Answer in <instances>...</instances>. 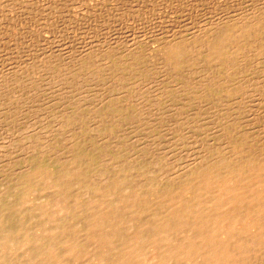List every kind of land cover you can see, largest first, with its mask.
<instances>
[{"label": "bare ground", "instance_id": "bare-ground-1", "mask_svg": "<svg viewBox=\"0 0 264 264\" xmlns=\"http://www.w3.org/2000/svg\"><path fill=\"white\" fill-rule=\"evenodd\" d=\"M224 20L221 18L206 32L198 33L193 29L191 31L194 32L191 34L178 35L179 32L177 35H170L155 55H149L151 61L158 63L154 72L150 68H155L152 63L149 68L143 63V60L145 63L149 61L145 56L142 58L141 53L127 54L129 57L123 65H120L122 60L117 65L121 70L123 68L124 72L123 70L122 72L125 75H117L118 71L116 72L115 68L112 70L114 79L118 82L115 86H118L119 91L113 96L112 90L115 88L112 87L110 91L112 99L109 97L110 94L108 95L110 99L100 98L101 103L98 102L102 106L101 109L99 105H97L98 110L97 108L91 110L90 107H88L90 110L85 109V100L82 104L80 99L77 100V95L74 97L75 92L73 96L71 95L75 101L69 100L71 96L66 90L69 81L79 78L81 72L91 70L92 67H89L93 56L91 52L83 56L85 62L82 61L79 53L81 60L72 66L76 77H69L70 79L67 78L60 84L63 77L60 76L57 79L53 73L52 77L57 79H55L56 84L57 82V85L63 84L57 87H62L64 94L68 93L70 98L61 91L53 93L54 90L52 93L49 92L50 95L48 93L37 98L36 95L39 93L36 91L37 85L30 87L34 103L35 100L37 103L34 104L31 101L30 104L33 106L28 113L35 115L34 117L38 115L40 118L41 112L51 110L57 118L49 123L44 122L43 128L45 130L48 127L55 128L54 125L58 124L60 129L63 127L71 133L65 132L71 137L64 136L65 140H62L63 147L69 150L66 153L59 151V154L54 155L55 136L53 139L49 138V133L48 137L47 133L43 134V131H40L42 128L38 129L37 126L40 135L46 134V137L50 139V141L45 139L49 141L45 142L48 149L43 147L39 150L38 148L36 152L34 151L35 153L32 151L33 156L27 155L28 152L24 153L25 150L30 149L34 142L29 141L30 143H27L29 148L25 149V147L24 152L22 150L27 158H20L23 161L21 160V164L18 168L16 167L17 170L14 173L13 167L12 170L10 169L15 174L13 177L8 172V177L11 178L6 179L10 184L7 185L4 175L0 174L1 177L3 176L0 178L6 182L3 185L7 187L4 190H2L3 186L0 187L2 190L0 191V264L264 263V131L260 130L263 138L249 131V129L256 130L254 126L259 124L250 112L264 110V15H253L241 20L239 18L234 21L229 20V22ZM16 34L19 35V32L14 33ZM46 39H44L45 43L48 42ZM106 49L103 50L104 53ZM87 51L89 52V49ZM97 54L99 55L98 51ZM120 55L117 57L119 58ZM96 56L93 57L96 58ZM106 59L110 61L111 58ZM52 65L57 66L58 62L56 64L50 58L32 64L46 73H50L51 70L55 72L53 69L56 67L52 69ZM91 66L95 67V65ZM28 71L31 73L30 70ZM65 73L67 72L64 71ZM108 73L111 74L110 71ZM98 74L97 78H101ZM154 74L159 77L156 81L159 89L156 96L151 97L148 96V86L152 84ZM90 75L92 76L93 73ZM16 77L17 87L14 85L16 81L10 82L15 87L12 90L21 85L22 79L19 76ZM108 77L107 74V81H110L111 77L110 80ZM29 81L30 84L35 82L31 78ZM86 81L85 84L88 83ZM111 81L110 85L114 84ZM79 83L81 86L80 79ZM103 83L105 82L102 80L100 84ZM101 85L97 87H105L104 84ZM51 86L53 85H49ZM54 86L56 87L55 84ZM89 87H93V84ZM75 88L73 86V89ZM80 89L77 90V94L86 90V88L84 91ZM43 91L47 90L43 89ZM92 99L88 102H92ZM86 102L88 106L89 103ZM21 103L23 104V101ZM91 104L90 106H95V103ZM25 106L24 108H27V105ZM9 113L5 118L4 115L1 116L3 119L9 118ZM200 114L207 122L194 127L198 123L195 122V118H199L198 121L202 120ZM16 117L21 116L16 115ZM168 117L179 119L175 122L176 124L179 121L181 123L182 120L185 122L187 119L189 124L186 123L184 128L189 131L191 129L207 131L211 128L217 130L219 134L216 133V139L223 140L226 145L212 148L210 152L207 150V156L204 155L195 161L191 160L192 162L185 157L188 160L185 161L189 164L186 166L184 163L185 167L180 169L178 165L177 170L174 171L169 170L166 166L169 164L165 165L163 161L155 162V165L148 161L146 164H138L142 159L140 162L136 160L138 162L136 165L122 161L123 156L119 153L122 151L117 148L124 140L126 145L129 142L132 145L135 143H133L134 139L140 144L149 137V141L154 139H152L154 144L165 143L169 137L171 139L166 128L176 127L173 120L171 125L168 124L170 122L166 124L170 121ZM10 118H13L12 112ZM44 118L46 117L40 119ZM193 119L195 120L190 121ZM249 120H251L250 123ZM192 122L195 124L191 125ZM40 123L42 126L43 121ZM172 130L171 132H174ZM181 130L180 132L183 131ZM46 131L50 132V130ZM193 133L192 135L195 134ZM141 135H144V138H141ZM152 135L154 137L151 138ZM183 135L185 138L187 133ZM36 136V138L40 137ZM157 136L160 139L155 142ZM21 139L23 141L24 137L21 136L19 140ZM38 140L41 139H37V142ZM176 140L180 141L175 138ZM40 142L37 144H44ZM184 143L187 145V142ZM131 145L128 147L130 148ZM167 145L169 147V143ZM197 145L200 146L199 143ZM207 145L205 147H208ZM21 147L23 145L16 146V149L19 150L18 148ZM192 147L193 151L197 149ZM200 147L198 152H201ZM35 148H37L36 145ZM16 149L13 147L12 151H9L13 154ZM188 151L191 152V150ZM161 152L159 151L160 155L164 154L163 151ZM132 153L135 154L134 151ZM183 154L184 152L181 155ZM18 155L17 159L20 160ZM182 156L183 159L184 156ZM2 158L1 160L5 161L9 157ZM131 159L132 157L128 160L131 161ZM14 160L16 161V158ZM18 160L16 162L19 164ZM6 164L4 165L7 166ZM3 168L4 166L0 167V169Z\"/></svg>", "mask_w": 264, "mask_h": 264}, {"label": "rangeland", "instance_id": "rangeland-1", "mask_svg": "<svg viewBox=\"0 0 264 264\" xmlns=\"http://www.w3.org/2000/svg\"><path fill=\"white\" fill-rule=\"evenodd\" d=\"M253 15H264V0H0V117H1L0 118V151H3V152H0V161H1L0 165L2 164L1 166L2 167L4 166L3 169H0V172L6 173V174H3V173H0V174L4 175V179L6 182L8 180H10V178L15 175L13 173L17 170L18 166L23 161L22 159H26L27 157H25V156H27V155H30V156L32 154L34 155V153L36 152V150L38 148H39V150L43 149V147L46 148L47 146H45V145H46V143H48L50 141L49 138H51V137H52L51 139H53L54 136H55L54 138H56L55 141L53 140L55 143V146H56V148H54L56 150V152H53L54 155L59 154V151H60V153H63V152L66 153V151L69 150L66 147L65 148L63 147V144H64L63 141L65 140V137L70 138L71 135H67V133L68 134H71V133H69L63 127L61 128L62 129L61 130L59 128L58 124H57V126L54 125L55 128L54 127H51V128L48 127L46 129L48 131L50 130V132H47L45 130V128H43L45 123H49V122L53 121L55 118H57L51 110H48L47 112L44 111V112L40 113V118L46 117L44 119L38 118V115H36V117H34L35 115L28 113L31 109L30 107L33 106L30 104L31 101H33V103H34V100H33L34 98H32L33 97L32 92L30 91L31 90L30 87L32 85H37L36 87H38L36 89V91L39 92L36 95V96H38L37 98H40V97L44 96L45 94L47 95L49 92L52 93L53 92L52 90H54L53 93H56V92L58 93L59 91H61L64 94L65 92L62 91V87H59V88L57 87V86H63V84L57 85L58 82L56 84V80L60 76H62L63 78H61L62 80H60V84H61V81L63 82L67 78L70 79V78L76 77L72 66H74L75 64H78L76 62L80 61L81 57H82V61L85 62V60L83 59V56L89 55L91 52V54L93 56L97 55L96 58L92 56L91 64L89 65L90 68L92 67L91 70L88 71L89 73L88 72H84V73L81 72L79 75V78H77L76 80L72 79L71 81H69L68 86L69 85H72V86H69V87L67 86L66 90L70 96L71 95L73 96L74 92H75L74 97L77 95L76 96L77 100L80 99L82 104H83V101L85 100L84 101L85 109L86 108L89 109L88 107H90L91 110L94 108L95 109L97 108L96 110H98L99 107L97 105H99V102L101 103L100 98L107 99L110 97L112 99L113 96L115 94H117V92L119 91V88H117L118 86L117 87L115 86V83L117 84L118 82L114 79L112 70L115 68L114 70L116 72L118 71L117 75L121 74L124 76L125 74H123V72H124L123 68H122V70H123V72H122L121 68L117 65H119V63H121V60H122V63L120 65H123V63L128 59V57H129L128 55H130L131 53H138V54L141 53L142 58L145 56V58L149 61V63H145L144 60L142 59L143 63L146 66H148V68H149L150 64L152 63L155 68H153V67H150V68H151L152 72H154L158 66L157 65L158 63H156L155 61H151V56H149V55H155L160 50L161 44L164 41H166L170 35H177V33H179V32L180 33L178 35H183V34L185 35L188 33L191 34L194 31L198 32V33L202 32V31L206 32L214 26L215 22H219L221 18L225 19L224 22H229V20L234 21L238 18H239V20H241V19H244V17L249 18L250 16H253ZM171 29H172V31H171ZM193 29H194V31H191ZM20 31H22L23 33ZM181 31H182V33H181ZM15 32L16 33L19 32V35H17V34L14 35ZM183 32H185V33H183ZM36 38L39 40V42ZM43 38L44 39L47 38L46 41H48V42L45 43ZM42 40L44 42H42ZM40 42H42V43L40 44ZM43 43H45V44L43 45ZM113 44H115V45H113ZM45 45H46V47H45ZM107 45H109V46L107 47ZM106 47L110 51H108V49H106ZM87 48L89 49V52L87 51L88 50ZM90 49H91V51H90ZM105 49H106V53H104ZM83 50L84 51L86 50L87 53H86V51H85V53H83L84 52ZM81 51H82V53H81ZM97 51H98L100 56L103 55L104 57H102V58L98 57L99 55L97 54ZM79 53L81 54V57H80ZM100 53H102V54H100ZM110 53H112V54H110ZM114 53H116V55H114ZM120 53H121V55H120ZM122 54H123V56H122ZM110 55L114 56V57H108ZM118 55H120L119 58L117 57ZM97 57L99 58V60L102 64L99 62ZM46 58L52 59L53 61L56 62V64L58 62L57 66H55V65L51 66L52 69L54 68V66L56 67L53 69V70H55V72H52V70H51L50 73H46V72H43L41 68L32 66L33 63L38 62V61H43ZM104 58L105 59L111 58V59H110V61H107V59L104 60ZM119 60H120V62H119ZM104 61H106V62H104ZM109 62H110V64H108ZM115 62H116V64H115ZM46 63H48V62H46ZM94 63H96V64H94ZM61 65H62L63 69L61 68ZM91 65H95V67L91 66ZM101 65H103V67ZM104 65H106V66H104ZM113 65H114V67H113ZM98 66H100V67H98ZM64 68H66L67 70ZM98 68H100V69H98ZM107 68H110V69H107ZM142 69H145V68H142ZM28 70H30L31 73H29ZM68 70H70V71H68ZM93 70H94V72H93ZM101 70H103L104 72ZM106 70L108 72L110 71L111 74L108 72L105 73ZM64 71H66L67 73L64 74ZM70 72H72V73H70ZM98 72H99V74H98ZM53 73H54L55 77L57 76V79L52 77ZM60 73H61V75H60ZM85 73H88V74L85 75ZM92 73L94 76L90 75ZM66 74H68V75H66ZM97 74H98V77L100 76L101 78H97ZM107 74L109 76L108 80H110V77H111L112 81L111 80L110 81L114 82V84L112 83L110 85V83H109L110 81H107ZM8 75H10L11 77L10 76L8 77ZM28 75H29V77H28ZM50 75H51V77H50ZM102 75H103V77H102ZM16 76H19L22 79L21 85L17 89L12 90L13 88L17 87L16 83H17L18 79ZM88 77L90 78V80ZM30 78L32 80H34L36 82V84H34L35 82L30 84V81H29ZM50 78H52L54 80H52ZM5 79H6V81H5ZM48 79H50L51 81ZM79 79H80L81 84H82L81 86L79 85L80 84ZM83 79H84V81H83ZM158 79H159L158 75L154 74V77L152 79L153 82L150 86H148V94H149L148 96H151V97L156 96V93L158 92V89H159L158 88V82H156ZM7 80H8V82H7ZM102 80L105 83L107 82L106 86H105V83H103L104 85L102 84L103 86H105L104 87V88H106L105 90L103 87H102L103 89L101 87H99V88L97 87L98 85L99 86L101 85L100 83H102ZM45 81H47V82H45ZM72 81L74 83L71 84ZM85 81H86V83L87 82L88 83L85 84ZM90 81H92V82H90ZM97 81H98V85H96ZM10 82H12V83L15 82L14 85H16V86L13 87L14 85ZM48 82H50V84ZM75 82H77L78 84ZM46 83H47V85H45ZM53 83L56 85V87L54 86ZM94 83H95V85H94ZM6 84H8V85H6ZM48 84L53 85V86H51L52 89H51V87H49ZM76 84L78 86H80L81 89H83V91L86 88L85 91L89 94H87L85 91L82 93L79 92L77 94V92L79 91L78 89H80V87H78ZM92 84H93V87H89ZM108 84L111 87L108 86ZM42 85H45V86L43 87ZM8 86H9V88H11V87L12 88L9 90ZM73 86H74V88H75V86H77L78 88L76 87L75 89H73ZM107 87H109V88H107ZM112 87L115 89H113ZM42 88L44 90L46 89L47 91L46 92L43 91ZM69 88L71 90H69ZM81 89H80V91H82ZM111 89L116 91L115 92L112 90L113 96H111L112 95L110 92ZM92 92H94V93H92ZM113 92H115V93H113ZM51 93H49V95ZM68 93H66L67 95L66 94H64V95L67 96L68 98H70ZM103 93L106 96L103 95ZM90 94L92 96H94V98ZM108 95H109V97H108ZM27 96H29V97H27ZM72 96L69 100L73 99L75 101V98H72ZM96 96H98V97H96ZM20 97L21 98L23 97V99H19ZM78 97H80V98H78ZM30 98H32V99H30ZM81 98H82V100H81ZM87 98H89V100ZM91 99H92V102H88V101H91ZM109 99H108V101H109ZM12 100L14 101V103H12L13 102ZM18 101H19V103H18ZM22 101H23V104L21 103ZM85 102L87 104L89 103L88 106H86ZM93 102L95 103V106L94 105L90 106V103L94 104ZM26 103H28V104H26ZM35 103H37L36 100H35ZM22 105H24V106H22ZM25 105H27V108H24V107H26ZM20 106H22V107H20ZM99 106L101 109L102 108L101 104ZM10 107H12L11 110H8V109H10ZM18 107L20 108L19 110H18ZM22 108H24V109H22ZM13 110L17 116H21V117H19V118L16 117V115H14L15 113L13 112ZM9 111L12 112L13 118H10L11 112L9 113ZM1 112L2 113L5 112V113L1 114ZM93 112H95V111H93ZM198 112L201 113L202 111H198ZM8 113H9V115H8L9 118L3 119V117L4 118L7 117ZM250 113L255 117V119L257 121H259V124L254 126V128L256 127V130L255 129L254 130L249 129V131L252 132V134H255V136H257L259 134L260 136L259 135L258 136L263 138V133H261L260 130L262 132L264 131V129L262 128V127H264V124H263L264 123V110L260 109L257 111H251ZM1 115H4V116L2 117ZM166 115H168V112ZM28 117H31V118H28ZM203 117L204 116H202V115L200 116V118L204 121H202L200 119L202 121L201 122V121H198L199 118H195L196 120L193 119L190 121L195 120V122L197 121L198 123L195 124L194 122H192L190 124L191 125L195 124L194 127L198 126L199 124H201V125L206 124L207 121H205L206 119H205V117L204 118ZM15 119H17L18 121ZM39 120H40V122L43 121L42 126L40 125L41 124L40 122H37ZM168 120H170V121H167L166 124L168 122H170L168 124L171 125V123L174 122V125L176 128H174V127L172 128L171 126H170V128H172L173 130L170 128L169 129L166 128L167 132L169 133V135L171 136V139H172L171 140L169 137V140L168 139L165 140L166 146H165L164 142H162L161 144H159V143L154 144V141H153L154 139L152 138V137H154L153 135L151 136V138L153 140L151 139V141H149L150 140V137H149L146 139L147 141L146 140H143L144 142L141 141L142 142L141 144H143V145H141L139 141L138 142L135 141V139L133 141V143L135 142L134 144L131 145L129 142L126 145V142L124 140L123 142L120 143L121 145L117 148V149H119V151H122V152H119V153H121V156H123V158L121 157L122 161H124L126 164L129 163L130 165L131 164L136 165V162L137 161L140 162L141 159H142L141 163L137 162L140 165L146 164L147 161H148V163H150L152 165H155L154 164L155 162L163 161V162H165V165L169 164V165H166V166H168L169 170L174 171V170H177L178 165H179L178 169L185 167L184 165L187 166V164H189V163L186 162L185 160L189 159L190 162L195 161L197 159L204 157V155L207 156L208 152L213 150L212 148L221 147V146L224 147L226 145L223 143V140L220 141L219 139H216L217 138L216 135L219 134L217 130L215 131L214 129L211 128V129H208L209 131L208 130L207 131L206 130H199V129L198 130L191 129V131H189V130L184 128V126L187 125L186 123H188L187 119L185 120V122H184V120H182L181 123L179 121V122H177V124L175 122L179 119H172V117H170ZM16 121H17V123H16ZM250 122H251V120H249V123ZM9 124H11V125H9ZM13 124H14V126H12ZM180 125H181V127H180ZM10 126H12V127H10ZM37 126H38V129L42 128L40 131L41 132L43 131V134L47 133V136L49 137V135H50V137L47 138L46 134H45V136L43 134H42L43 136L40 135L41 133L38 131ZM172 126H173V124H172ZM129 129L131 130L130 127H129ZM20 130H21V132H20ZM51 130H52V135H51ZM59 130L62 131L61 133H63V132L64 133L61 135V133H58V132H60ZM171 130L174 132H171ZM180 130L184 134L187 133V135L185 137L186 139L184 138L185 135H183V133L180 132ZM210 130H211V132L213 130L212 133H214L215 136H214V134H212L210 132ZM160 131L163 132V130H159V132ZM196 131H198V132H196ZM65 132H67V133H65ZM200 132H202V133H200ZM253 132H255V133H253ZM48 133H49V135H48ZM55 133H56V135H54ZM192 133L194 135H192ZM206 133L208 134V136ZM172 134H174V136H172ZM36 135H38L40 137L36 138L37 137ZM59 135L61 137H59ZM131 135H134V134H131ZM137 135L140 137L139 134H137ZM201 135L204 136L205 138L203 137V139H202ZM21 136H22V138L24 137L23 141H22V139L19 140L21 138ZM25 136H28V137H25ZM41 136H42V138L43 137L44 138L42 139ZM143 136L141 138H144ZM190 136H192V137H190ZM196 136H197V138H196ZM129 137L130 136L128 135V138ZM179 137H180V139H179ZM28 138H29V140H28ZM34 138H36V139H34ZM46 138L49 141H45ZM175 138L180 140L181 142L180 141L177 142V140L175 141ZM187 138H189V139H187ZM208 138H210V139H208ZM37 139H41V140H38L39 144L41 143L40 141L44 142V144L43 143L41 145L37 144L38 143ZM155 139H156L155 142L156 141L158 142L159 141L158 139H160V138L157 136V137H155ZM193 139H194V141H191ZM12 140H15V141L13 142ZM25 140H28V141L26 142ZM31 140H33L34 142ZM58 140H59V142H58ZM185 140H189V141H185ZM29 141L33 142V145L30 146V149H27V148H29V146H27L30 143ZM66 141H67V139H66ZM66 141H65V143H66ZM148 141H149V143H148V145H146ZM169 141H173V142H169ZM199 141L203 144H201ZM184 142H187V145ZM191 142H194V143L196 142V143L194 145V143L192 144ZM15 143H17V145H16L17 147H20V145L21 146L23 145V147L18 148L19 150H17ZM25 143H26V146H24ZM60 143L62 145H60ZM168 143H169V147L167 145ZM197 143H199V145L201 147L202 146H204V147L201 148L200 146L197 145ZM10 144H12L11 145L12 147L10 146ZM34 144L37 146V148H35ZM176 144H177L178 148H180L179 151L177 150L178 148H177ZM204 144L205 145L208 144L207 145L208 147H205ZM128 145H131L130 148L128 147ZM182 145L183 146L185 145V147H183ZM196 145L198 147H200V150H201V152L199 151L200 153L197 151V150H199V148L196 147ZM7 146L10 149H8ZM59 146H62L63 148L61 149V147H59ZM159 146H163V148L162 147L159 148ZM186 146H187V148H186ZM188 146H190L192 149L190 147L188 148ZM192 146H194V148H197V149H195L196 152L193 151ZM13 147H14V149H16V150H14L16 152L11 154L10 152L12 151ZM24 148L27 149V150H25V152H24ZM156 148H157V150H156ZM4 149L6 150L5 152L11 156L6 154L4 152ZM46 149H48V148H46ZM54 149H51V150L55 151ZM125 149H126V151H125ZM131 149L134 151L135 154L132 153L133 151ZM9 150H11V151H9ZM22 150L24 153H26V151H27L29 154L26 153L27 155L25 154V156H24V153H22ZM158 150L160 152L163 151L164 154L160 155L162 152L159 153ZM188 150H191V152ZM207 150H208V152H207ZM32 151L33 152L35 151V152L33 153ZM165 151H167V152H165ZM174 151H176V152H174ZM181 151L184 152V154H183L184 157L181 155L182 154ZM187 151L190 153V155H187V154H189ZM192 151H193V153H192ZM186 152H187V154H186ZM1 153L2 154L4 153V154L2 155ZM53 153H51V155ZM154 153H156V154H154ZM18 154H20V155H18ZM157 154H159L158 155L159 158H161L162 156L165 158L166 156H168L170 154V156H168L170 158L166 157L164 160V158L162 157L161 159H159L157 157ZM177 154H178V156H177ZM7 155L9 158L7 157ZM17 155H18L19 159L20 158H22V159L18 160ZM171 155H173V156L171 157ZM185 155H187V156H185ZM1 156L4 157V159L8 158L7 159L8 161L7 160H5V161L1 160V158H2ZM22 156H24V157H22ZM57 156H59V155H57ZM60 156H61V154H60ZM124 156H126V157H124ZM181 156L183 157V159L181 158ZM129 157L130 158L132 157L131 161L128 160V159H130ZM136 157H138V158H136ZM185 157L186 158L188 157V158L185 159ZM14 158H16V161L17 160L19 161V164H18V162H16L14 160ZM178 158L179 159L181 158L184 162L181 159H180L181 161L180 160L178 161L177 160ZM172 159L173 160L175 159V160L173 161ZM170 161H173V162H170ZM177 161H178V163H177ZM169 162L173 165V167ZM174 163L176 164V166ZM4 164H6L7 166H5ZM181 164L182 165L184 164V165L182 166ZM10 165H11V167H10ZM14 166H15V169H14ZM6 167H7V170H6ZM11 168L13 169V173L11 171L12 170ZM8 172L10 173L9 174L10 176L12 175L11 177H8ZM1 175H0V177H1ZM1 178H3V176ZM1 178H0V181L2 180ZM6 178L7 179L9 178V179L7 180ZM4 179L0 182V184H2V185H0V187L3 186L2 190L7 188L5 185H3L6 183L4 181ZM8 183L10 184V182H7V185H8ZM2 190L0 188L1 192H2ZM0 195H1V193H0Z\"/></svg>", "mask_w": 264, "mask_h": 264}]
</instances>
